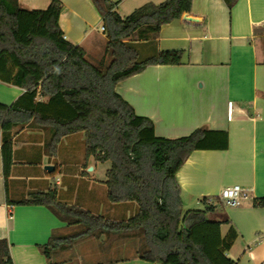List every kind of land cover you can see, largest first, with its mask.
<instances>
[{
    "label": "crops",
    "instance_id": "1",
    "mask_svg": "<svg viewBox=\"0 0 264 264\" xmlns=\"http://www.w3.org/2000/svg\"><path fill=\"white\" fill-rule=\"evenodd\" d=\"M56 1L62 4L58 10ZM113 1L124 18L144 3L164 0ZM20 3L34 15L43 13L42 22L55 13L64 38L99 64L108 36L101 30L103 19L92 0ZM187 13L201 21L185 20L182 15L153 35L157 49L183 50V62L149 65L120 81L116 90L137 114L153 120L160 137L187 136L198 127L227 131L226 149L195 150L178 171L183 208L212 206L207 212L210 220L230 221L222 225V233L231 225L239 232L227 255L236 264H264V207L253 204L264 197V0H238L231 9L225 0H192ZM131 38L136 39L137 32ZM25 91L0 80V104L10 106ZM53 133L51 126L33 121L12 129L13 165L7 181L0 136V238L8 240L13 264H161L137 254L77 263L67 242L50 257L42 251L53 233L70 236L82 226L68 225L46 205L13 202L53 189L63 203L93 212L90 208L103 200L104 187L107 191L109 163L86 157L84 132L63 137L52 151ZM234 184L247 187L252 198L239 207H228L218 197L222 188ZM116 205L126 219L138 211L135 202Z\"/></svg>",
    "mask_w": 264,
    "mask_h": 264
},
{
    "label": "trees",
    "instance_id": "2",
    "mask_svg": "<svg viewBox=\"0 0 264 264\" xmlns=\"http://www.w3.org/2000/svg\"><path fill=\"white\" fill-rule=\"evenodd\" d=\"M103 19L108 41L96 65L86 51L67 41L56 14L42 22L20 0H0V80L26 88L10 106L0 104L3 173L13 165L12 129L33 121L54 130L50 149L63 137L85 134V155L109 163L107 196L111 202H135L127 219H110L60 201L56 191H37L13 203L46 205L68 225L82 230L70 236L53 233L42 251L50 257L64 242L88 235L140 237L137 256L161 264H236L227 252L239 237L230 221L210 220L205 209L183 212L177 173L195 150L226 149L228 133L198 127L187 136L160 137L151 118L136 113L116 90L117 84L149 65H177L183 50H159L153 37L163 24L189 12L192 0L147 2L126 17L113 0H92ZM231 9L238 0H225ZM61 2L56 1V9ZM137 32V38L130 37ZM47 97V100H39ZM254 206L264 207V197ZM0 264H13L10 245L0 238Z\"/></svg>",
    "mask_w": 264,
    "mask_h": 264
},
{
    "label": "rangeland",
    "instance_id": "3",
    "mask_svg": "<svg viewBox=\"0 0 264 264\" xmlns=\"http://www.w3.org/2000/svg\"><path fill=\"white\" fill-rule=\"evenodd\" d=\"M46 145H48V143ZM47 148L48 146H45L46 150ZM82 149H85V146L82 147ZM42 166L45 167V164H42ZM90 173L92 176L97 175L94 171H90ZM102 195L101 196L103 197V200L102 198L99 199L97 205H94L92 208H90L92 209L93 213L101 214L110 218L126 219V215H124L125 213H121V207H117V203L111 202L108 199L105 187ZM187 209L189 208L184 207L183 212H185ZM81 230L82 229H78L73 234L80 232ZM225 232L226 228H223V233L225 234ZM127 239L128 238H120V236L117 234L107 235L104 233L100 236L88 235L75 238L74 240L70 239L67 241V244L72 247L69 255L70 257L74 258V262L92 263L95 261H104L116 257L125 258L136 255L137 250L141 245V238L136 236L128 240Z\"/></svg>",
    "mask_w": 264,
    "mask_h": 264
},
{
    "label": "built area",
    "instance_id": "4",
    "mask_svg": "<svg viewBox=\"0 0 264 264\" xmlns=\"http://www.w3.org/2000/svg\"><path fill=\"white\" fill-rule=\"evenodd\" d=\"M101 30L106 31V27L102 25ZM251 198L250 190L247 187L234 184L222 188L218 200L228 207H239ZM207 203L212 204L213 202L209 199Z\"/></svg>",
    "mask_w": 264,
    "mask_h": 264
},
{
    "label": "water",
    "instance_id": "5",
    "mask_svg": "<svg viewBox=\"0 0 264 264\" xmlns=\"http://www.w3.org/2000/svg\"><path fill=\"white\" fill-rule=\"evenodd\" d=\"M183 18H184L185 20H189V21H195V22H199V21H201L200 18L195 17V16H193V15L187 13V12L183 14ZM45 168H46L47 170H49V171H53V170H54V166H52V165H46Z\"/></svg>",
    "mask_w": 264,
    "mask_h": 264
}]
</instances>
